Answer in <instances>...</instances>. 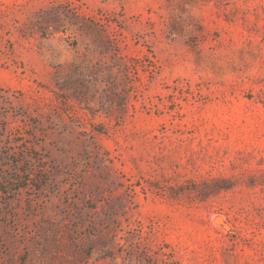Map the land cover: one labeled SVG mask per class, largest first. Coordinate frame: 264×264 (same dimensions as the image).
Segmentation results:
<instances>
[{
	"label": "rangeland",
	"instance_id": "1",
	"mask_svg": "<svg viewBox=\"0 0 264 264\" xmlns=\"http://www.w3.org/2000/svg\"><path fill=\"white\" fill-rule=\"evenodd\" d=\"M0 264H264V0H0Z\"/></svg>",
	"mask_w": 264,
	"mask_h": 264
},
{
	"label": "bare ground",
	"instance_id": "2",
	"mask_svg": "<svg viewBox=\"0 0 264 264\" xmlns=\"http://www.w3.org/2000/svg\"><path fill=\"white\" fill-rule=\"evenodd\" d=\"M219 221H221V219H219Z\"/></svg>",
	"mask_w": 264,
	"mask_h": 264
}]
</instances>
